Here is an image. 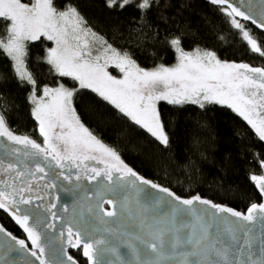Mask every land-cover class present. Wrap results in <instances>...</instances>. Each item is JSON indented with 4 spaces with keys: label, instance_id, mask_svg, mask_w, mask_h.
<instances>
[{
    "label": "snow or ice",
    "instance_id": "6c2138e0",
    "mask_svg": "<svg viewBox=\"0 0 264 264\" xmlns=\"http://www.w3.org/2000/svg\"><path fill=\"white\" fill-rule=\"evenodd\" d=\"M210 2L227 4V8L231 10L227 15L240 16L244 20L251 19L258 28L264 29V23H258L228 0ZM171 4L172 0H105V6L112 10H123L128 6H134L138 10L140 24L139 31L135 33L139 38L137 43L141 40L147 41L158 46L161 51L171 49L176 53L177 63L174 67L159 64L152 70H145L128 52L121 54L102 40L103 52L93 57L87 38L89 35L93 40L100 38L90 29L82 28L83 17L75 7L68 6L59 11L54 6V0H31L30 3H23L22 0H0V24L6 29L5 35L0 36V49L14 61L19 79L33 86L31 100L35 107L32 116L39 126L44 146L41 147L27 136L13 134L3 114H0V138H6L24 148L30 147L33 155L42 156L45 161L51 158L57 168L70 166L76 168L78 173L81 170L93 173L92 176L86 175V179L94 180L103 176L114 188L131 187L137 194L144 191L139 185H145L156 192L164 193L175 202L170 204L172 225L168 228H153L149 225L141 228L142 234L133 238L138 246L132 243L124 245L133 260L121 261V264H163L164 261H172L173 264H264V239L257 241L253 229L247 227L255 225L257 221L264 223V203H252L246 213H241L214 204L199 195L182 198L168 188L152 183L125 165L114 150L102 144L80 123L72 108L73 90L63 84L55 88L45 86L43 96L37 99L36 80L31 73L24 70L25 41H37L43 37L56 45L49 48L46 54V63L55 74L59 77H70L78 82L80 88L96 92L165 148L169 145V136L157 107L159 101H165L169 105H196L201 109L206 104L227 106L242 117L258 139L264 142V69L243 63L221 62L211 51L202 52L197 49L192 53L185 52L180 37L171 34L167 27L169 18L164 15V11ZM261 8V16L264 18V0ZM231 22L233 27L240 30L252 51L264 55V51L243 25L235 19ZM70 37L75 44L69 42ZM109 65L118 68L123 78L117 79L110 75L106 71ZM44 98H47V102ZM86 160H94L102 164L103 168H89L84 164ZM260 166L264 168V159L260 161ZM7 171L16 170L9 164ZM36 173L46 175L45 169L40 166L36 167L35 173L30 174L35 176ZM22 176L23 173L16 172V179ZM76 178L79 179V175ZM64 179L70 180L71 177L65 176ZM251 179L264 197V176L252 175ZM31 192V183L20 187L16 186L15 181L13 184H5L0 187V209L9 212L27 233L32 245L29 255L35 257L39 264H49L44 258L42 233L37 230L40 224L30 227L29 217L37 215L41 208L51 213L56 205L47 207L37 204L33 209L32 197L24 195ZM37 199L42 200L43 197ZM104 203L112 204V201L106 200ZM196 204L215 209L217 214L226 213L234 217L235 221L227 222L220 234L210 237V225L202 223V216H196ZM21 205L29 207L22 209ZM154 206H160L159 199ZM180 214L195 216V223L177 227L175 220ZM103 215L112 217L115 213L105 211ZM52 216L55 218L54 213ZM48 227L54 225L49 224ZM185 228L188 231L185 232ZM3 232L5 230L0 227V233ZM68 234L69 237L72 236L71 228L68 229ZM11 239L15 240L20 249H27L24 240L15 237ZM80 240L77 233V245ZM99 243L102 242L83 244V255L88 258L89 264H98L96 245ZM112 251L115 254V249ZM68 259L75 264L72 257L69 256Z\"/></svg>",
    "mask_w": 264,
    "mask_h": 264
},
{
    "label": "trees",
    "instance_id": "16d2710c",
    "mask_svg": "<svg viewBox=\"0 0 264 264\" xmlns=\"http://www.w3.org/2000/svg\"><path fill=\"white\" fill-rule=\"evenodd\" d=\"M54 6L59 11L75 7L83 17V29H90L100 38L97 41L106 42L121 54L128 52L144 69L176 63L174 50L161 51L150 42H136L140 21L134 6L112 10L105 6V0H54ZM227 12L203 0H172L164 15L169 18V31L180 37L185 52L211 51L222 62L264 69V55L252 51ZM237 22L264 51V33L248 23ZM5 31L0 24V36ZM50 46L43 37L25 46L24 65L36 80L37 92L59 84L73 90L72 106L83 126L138 175L180 197L199 195L237 211L244 212L252 203L261 202L251 176L262 174L264 142L232 109L219 104L201 109L160 101L157 107L169 136L165 148L95 92L78 88L76 81L55 74L46 63ZM32 91L33 86L19 79L12 59L0 49V114L13 134L38 141V124L30 102ZM0 224L15 236L20 235L1 210Z\"/></svg>",
    "mask_w": 264,
    "mask_h": 264
},
{
    "label": "water",
    "instance_id": "95a60500",
    "mask_svg": "<svg viewBox=\"0 0 264 264\" xmlns=\"http://www.w3.org/2000/svg\"><path fill=\"white\" fill-rule=\"evenodd\" d=\"M203 1L212 6L231 11L227 8V4L218 5L212 4L210 0ZM228 2L246 15L251 16L258 23H264V18L261 16L262 0H228ZM232 17L239 22L248 23L259 32L264 33V29L258 28L256 24L252 23L251 19L244 20L240 16ZM32 153L33 150L30 147L24 148L9 142L6 138H0V163L11 164L20 173H23V176L19 178L20 181L30 178V173H33L36 167L40 166L46 172V175L42 173V176L52 186L51 192L56 198V207L51 210V214H55L52 232L45 228L50 223L48 213L39 209L37 215L29 217L30 227L37 223L40 224V228L37 230L42 233L41 244L45 247L44 258L49 264H72L68 259L70 256L68 250L80 247L82 248L83 258L89 264L88 258L83 255V244L97 241L102 242L96 245L98 249L96 253L98 264H121V261H131L133 257L124 245L132 243L138 246V242L133 238L137 234H142L141 228L145 225L153 228H168L172 225L170 204L175 202H172L164 193L156 192L145 185H139V188L144 189L139 194L131 187L114 188L103 176L89 180L85 176H92L93 173L91 172L85 173L81 170L78 173L76 168L70 166L60 169L55 166V162L51 158L45 161L42 156H35ZM84 164L89 168H103L102 164H98L94 160H86ZM77 175H79V179L76 178ZM65 176H70L71 179L65 180ZM260 176H264V168ZM253 185L260 196V203H264V197L261 196L254 182ZM157 199H159V207L154 206ZM106 200H111L112 204L104 203ZM37 204L38 202L34 201L31 207L35 209ZM220 206L230 208L224 205ZM20 207L23 209L29 206L21 205ZM194 207L196 216L203 217L202 223L210 225L208 229L210 237L220 234L227 222L235 221L234 217L228 216L226 213L217 214L215 209L208 208L206 205L196 204ZM247 209L244 212H239L246 213ZM105 211H112L115 215L112 217L104 216L103 213ZM7 213L20 227L28 240L27 233L12 218V215L9 212ZM193 223H195V216L189 214H180L175 220L177 227ZM247 227L253 229L257 241L264 239V223L257 221L255 225H247ZM69 228L72 229L73 233L71 237L68 234ZM184 231L186 232L188 229L185 228ZM59 233H62L60 242L56 239ZM77 233L81 237L78 245L76 244ZM11 237L13 236L6 230L0 233V264H39L35 257L29 255L28 248L20 249L19 245ZM70 240L71 243L69 242ZM28 242L32 247L31 241L28 240ZM113 249H115V254L112 251ZM72 260L75 261L73 258ZM75 264L78 263L75 261ZM163 264H173V262L164 261Z\"/></svg>",
    "mask_w": 264,
    "mask_h": 264
},
{
    "label": "flooded vegetation",
    "instance_id": "af4514ba",
    "mask_svg": "<svg viewBox=\"0 0 264 264\" xmlns=\"http://www.w3.org/2000/svg\"><path fill=\"white\" fill-rule=\"evenodd\" d=\"M57 131H59V129H57ZM34 141L36 143L40 144L41 147L44 146V140H43V137L40 135V133L38 134V141L37 140H34ZM93 154L99 155L98 153H93ZM7 167H8V164L0 163V187H4L5 184H13L14 181H15V184L17 187L24 186L28 183H31L32 192L31 193H24V195L26 197L30 195L32 197L33 201L38 202V204L44 205L47 207H50L52 204H55L56 198H55V195L51 192L52 186L47 180H45V178L42 176V173H36L35 176L31 175L30 178H28L27 180L23 179L22 181H20L19 179H16V172H19V171L13 166L16 171L9 172V171H7ZM33 173H35V171ZM46 185H48V186H46ZM37 197H43V199L42 200L37 199ZM17 199H19L18 196H17ZM0 210L3 211L4 213H6L7 217L9 216L7 212H5L2 209H0ZM41 211L46 212L43 210V208H41ZM46 213L49 214V219H50L49 224L53 225L52 214L49 212H46ZM11 223L15 227V229H17L20 232V235L15 236L14 234H12L10 232L9 233L13 237H15L16 239L24 240L26 245H27V248L29 250H31L32 247L30 246V243L28 242L24 233L21 231L20 227L12 219H11ZM49 224H47L45 228L48 229L50 232H52L53 227L49 228L48 227ZM0 226L3 229H5L1 224H0ZM5 230L7 231V229H5ZM56 239L58 240V242H60L62 239V233H59L58 236L56 237ZM68 253L78 264H87V261L82 256V248L81 247L78 249H69Z\"/></svg>",
    "mask_w": 264,
    "mask_h": 264
},
{
    "label": "rangeland",
    "instance_id": "374dc122",
    "mask_svg": "<svg viewBox=\"0 0 264 264\" xmlns=\"http://www.w3.org/2000/svg\"><path fill=\"white\" fill-rule=\"evenodd\" d=\"M30 2H31V0H30ZM29 2V3H30ZM46 39V38H45ZM88 42H89V50L91 51V53H92V56L93 57H95L96 55H98V54H101L102 52H103V47H102V45H101V42H99V41H97V40H93L92 39V37H91V35H89L88 36ZM47 40V39H46ZM49 41V40H48ZM27 42H29V41H25V46H26V43ZM69 42L71 43V44H75L76 42L74 41V40H72L71 39V37L69 38ZM50 43H51V46L49 47V48H51V47H55L56 45H55V43L53 42V41H50ZM48 48V49H49ZM192 52H195V51H192ZM192 52H188V53H192ZM203 52V51H202ZM47 54V53H46ZM11 58V57H10ZM218 59V58H217ZM12 62H13V65H14V61L12 60ZM101 62H103V61H101ZM222 62V61H221ZM176 63H177V60H176ZM176 63L174 64V65H172V66H167V67H174L175 65H176ZM155 68V67H154ZM154 68H148V69H145V70H152V69H154ZM14 69H15V66H14ZM16 70V69H15ZM24 70H26V68H25V65H24ZM27 71V70H26ZM106 71L110 74V75H112L113 77H115V78H117V79H122L123 78V74L119 71V69L118 68H116L115 66H113V65H109L108 67H107V69H106ZM70 78V77H69ZM77 82V81H76ZM57 87V86H56ZM77 87L78 88H80L79 87V85H78V82H77ZM44 88V87H43ZM43 88L39 91V92H36V96H37V99H39L40 97H42L43 96ZM51 88H55V87H51ZM70 89V88H69ZM85 89H88V88H85ZM71 90V89H70ZM89 90H91V89H89ZM92 91V90H91ZM96 93V92H95ZM97 94V93H96ZM33 95V91L31 92V94H30V102L32 103V110H33V108L35 107V105H34V103L32 102V100H31V96ZM98 95V94H97ZM44 100H45V102H47V98H44ZM106 101V100H105ZM107 102V101H106ZM160 102V101H159ZM159 102H157V104L159 103ZM165 102V101H164ZM111 105V104H110ZM206 105H208V104H206ZM113 106V105H112ZM114 107V106H113ZM72 108H73V106H72ZM115 108V107H114ZM74 109V108H73ZM122 114V113H121ZM81 123V122H80ZM82 124V123H81ZM83 125V124H82ZM144 130V129H143ZM38 132H39V126H38Z\"/></svg>",
    "mask_w": 264,
    "mask_h": 264
}]
</instances>
